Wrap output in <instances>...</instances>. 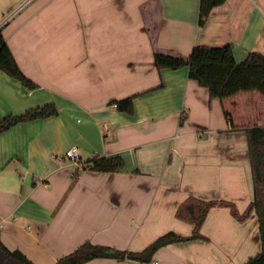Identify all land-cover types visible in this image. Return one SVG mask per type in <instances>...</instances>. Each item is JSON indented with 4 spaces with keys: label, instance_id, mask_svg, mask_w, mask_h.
Listing matches in <instances>:
<instances>
[{
    "label": "crops",
    "instance_id": "crops-1",
    "mask_svg": "<svg viewBox=\"0 0 264 264\" xmlns=\"http://www.w3.org/2000/svg\"><path fill=\"white\" fill-rule=\"evenodd\" d=\"M201 0H0V29L29 90L0 69V121L53 104L59 114L0 133V230L10 250L35 264L91 242L141 252L173 231L187 199L228 201L244 213L254 199L244 128L190 79L159 70L155 55L188 59L197 47L232 45L236 61L264 55V0H226L200 26ZM8 21L4 20L8 17ZM139 95L133 115L113 101ZM242 121L262 122L256 96L235 101ZM246 116V117H245ZM120 156L119 172L74 166ZM203 239L169 244L151 262L95 258L82 264H244L262 250L258 217L210 209Z\"/></svg>",
    "mask_w": 264,
    "mask_h": 264
},
{
    "label": "trees",
    "instance_id": "trees-1",
    "mask_svg": "<svg viewBox=\"0 0 264 264\" xmlns=\"http://www.w3.org/2000/svg\"><path fill=\"white\" fill-rule=\"evenodd\" d=\"M225 2L226 0H201L200 26H205L212 11ZM155 63L159 70L163 68L178 70L188 67L190 79L207 88L211 98H217L221 101L224 114L232 127L246 129L254 184V199L246 211L241 214L231 202L224 200L205 201L191 197L177 211L179 219L191 222L194 225L191 236L183 237L170 231L157 238L141 252L121 251L112 247L86 242L69 256L59 259L56 264H82L95 258L151 262L155 253L164 246L193 239H203L201 227L210 209L215 206L229 207L233 215L240 221H245L253 212L256 213L260 227L262 250L257 255L249 258L244 264H264V118L262 122L242 121L244 120L243 116L240 117L238 113L240 109L235 105L237 97L246 94L249 98L256 96L264 108V55L252 52L244 63H238L232 45L223 47L204 46L195 48L188 59L156 54ZM0 69L11 78L21 82L29 90H33L38 86L19 67L1 29ZM138 96L115 100L113 104L116 105L119 111L133 115L135 113L134 100ZM58 114L59 111L55 105L47 104L30 109L23 115H9L0 121V133L10 130L19 123L45 119ZM124 167L125 162L120 156L97 155L85 165H82L81 169L113 173L123 170ZM0 264L35 263L21 251L10 250L3 243L0 230Z\"/></svg>",
    "mask_w": 264,
    "mask_h": 264
},
{
    "label": "built area",
    "instance_id": "built-area-1",
    "mask_svg": "<svg viewBox=\"0 0 264 264\" xmlns=\"http://www.w3.org/2000/svg\"><path fill=\"white\" fill-rule=\"evenodd\" d=\"M10 16H8L4 22L8 21ZM116 107V105H115ZM65 156L70 159V161L72 162V164L74 166H81L82 161H81V155H80V151L78 147H72L70 149H68L65 153Z\"/></svg>",
    "mask_w": 264,
    "mask_h": 264
}]
</instances>
